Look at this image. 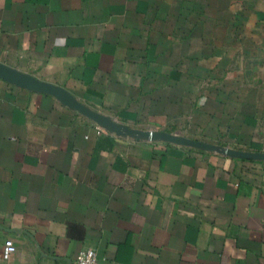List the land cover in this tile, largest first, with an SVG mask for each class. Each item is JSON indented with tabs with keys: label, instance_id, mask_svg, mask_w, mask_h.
Instances as JSON below:
<instances>
[{
	"label": "crops",
	"instance_id": "1",
	"mask_svg": "<svg viewBox=\"0 0 264 264\" xmlns=\"http://www.w3.org/2000/svg\"><path fill=\"white\" fill-rule=\"evenodd\" d=\"M0 64V264H264V0H0Z\"/></svg>",
	"mask_w": 264,
	"mask_h": 264
},
{
	"label": "water",
	"instance_id": "2",
	"mask_svg": "<svg viewBox=\"0 0 264 264\" xmlns=\"http://www.w3.org/2000/svg\"><path fill=\"white\" fill-rule=\"evenodd\" d=\"M10 74V71L8 68L2 64H0V77L6 78L7 75ZM14 82L17 84H20L24 87L34 89V90H39V91H44L45 86L39 82L36 78L29 74H22V73H17L13 77ZM62 99L65 100L67 103H74V100L72 98H67L66 96H61ZM87 117H91L93 114L91 112H85ZM113 127V130H116L118 133H128L131 132L132 130L129 128H126L122 125H114L113 123L111 124ZM139 136L150 139L152 141H166V142H172L176 143L179 145H184V146H192V147H198V148H206V149H215V146L196 141V140H191L187 138H183L181 136L173 135L164 131H159V130H152V131H135ZM221 151H224L223 148H219ZM227 152V151H226Z\"/></svg>",
	"mask_w": 264,
	"mask_h": 264
},
{
	"label": "built area",
	"instance_id": "3",
	"mask_svg": "<svg viewBox=\"0 0 264 264\" xmlns=\"http://www.w3.org/2000/svg\"><path fill=\"white\" fill-rule=\"evenodd\" d=\"M2 78V77H0ZM17 249V246L12 238H7L4 241L2 248L3 259H8ZM72 264H99L97 252L94 248H85L79 251L73 260Z\"/></svg>",
	"mask_w": 264,
	"mask_h": 264
}]
</instances>
